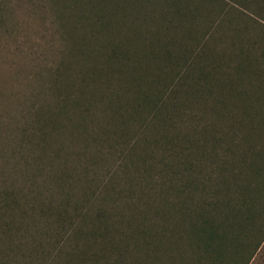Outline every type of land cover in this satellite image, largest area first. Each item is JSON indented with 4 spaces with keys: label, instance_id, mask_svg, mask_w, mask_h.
<instances>
[{
    "label": "trees",
    "instance_id": "1",
    "mask_svg": "<svg viewBox=\"0 0 264 264\" xmlns=\"http://www.w3.org/2000/svg\"><path fill=\"white\" fill-rule=\"evenodd\" d=\"M0 63V264L254 262L264 0H0Z\"/></svg>",
    "mask_w": 264,
    "mask_h": 264
},
{
    "label": "rangeland",
    "instance_id": "2",
    "mask_svg": "<svg viewBox=\"0 0 264 264\" xmlns=\"http://www.w3.org/2000/svg\"><path fill=\"white\" fill-rule=\"evenodd\" d=\"M14 19L17 20V21H21V19H23V15H21V14L14 15ZM27 22H30V23L32 22V21L29 19L28 16H27L26 19H24L23 21H21V23H22V25H23V29L26 27ZM32 24H33V23H32ZM34 26H35V24H34ZM34 26H32V28L28 31L30 36L33 35V34H32V31H33V27H34ZM28 32H27V33H28ZM25 34H26V33H25ZM11 48H12V47H11V45H10V47H8V49H11ZM6 69H7V67H5L3 64L0 63V73H1V74H0V79L2 78L3 72H4V73L8 72ZM3 76H5V79H7V75H3ZM9 83H10V82H9ZM9 83L6 81L4 84H1L0 86H3V87H5V86H7V87H11ZM163 245L166 246V247L169 246L168 243H164ZM251 264H264V239H263L261 245H260V246L258 247V249L256 250V257H255V260H254V262L251 263Z\"/></svg>",
    "mask_w": 264,
    "mask_h": 264
}]
</instances>
